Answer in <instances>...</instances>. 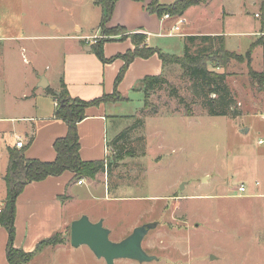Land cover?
<instances>
[{
	"label": "rangeland",
	"instance_id": "374dc122",
	"mask_svg": "<svg viewBox=\"0 0 264 264\" xmlns=\"http://www.w3.org/2000/svg\"><path fill=\"white\" fill-rule=\"evenodd\" d=\"M260 4L261 0H210L191 6L186 12L189 23L182 25L195 33L222 31L225 47L238 55L225 73L240 115H209L195 97L193 116H185L183 105L163 87L148 96L158 113L149 115V108L142 113L143 126L123 134L120 141L127 142L123 150L108 146L109 175L84 178L82 185L72 182L71 196L65 193L61 198L66 217L86 215L97 221L99 216L112 241H119L135 226L157 222L142 240L143 249L157 261L119 258L113 264H264V196L260 195L264 193V143H258L264 139V79L259 89L249 77L252 72L264 76V40L252 33L259 19L261 24L264 21ZM100 15L94 0H0V117H20L7 93L20 94L27 83H38L42 76L53 91L39 88L38 92L53 103L72 37L86 35L89 38L82 44L90 45L109 39L98 27ZM161 40L163 49L182 54L184 37ZM199 46L196 42L191 50ZM180 72L178 65H167L163 74L189 101L190 82ZM139 84L128 100L109 110L118 116L108 118L109 142L141 116L144 93ZM14 124L4 121V134ZM128 148L132 155H125ZM7 161V151H0V204L5 198L2 166ZM240 183L246 186L243 192L237 189ZM64 245L44 248L28 264H106L86 245L72 247L69 237Z\"/></svg>",
	"mask_w": 264,
	"mask_h": 264
},
{
	"label": "crops",
	"instance_id": "0c3cea01",
	"mask_svg": "<svg viewBox=\"0 0 264 264\" xmlns=\"http://www.w3.org/2000/svg\"><path fill=\"white\" fill-rule=\"evenodd\" d=\"M173 1L158 0V3L169 4ZM208 1L210 0L198 5H205ZM148 2L149 0H116L112 15L106 26H122L125 29V35L134 32L143 33L146 35L145 41L148 46L157 47L165 53L170 51L163 49L166 45L161 43L163 42L161 39L175 36L182 38L189 34H221L224 36L220 30L206 32L199 30L195 33L190 29H182L183 24L189 23L186 18V12L191 6L181 15L184 21L178 25L179 32H171L172 26L176 23L175 20L164 18L163 16L159 17L155 13L148 12L145 8ZM260 6V11L264 18V0H261ZM223 13L229 15L225 10ZM260 19L259 27L252 31L254 34H257L260 30ZM79 37H72V49L66 51L63 59L61 79L66 86L68 94L71 97L90 100L103 94L113 93L114 80L123 65V59L115 58L112 61L104 62L92 51L91 42L82 44L88 36L82 35V37ZM113 37L115 39H107L103 42L104 58L108 59L116 54H123L128 49H133L134 45L128 36L123 40H118L119 36ZM164 69H167V67L162 66L161 60L156 54L148 58H135L129 63L122 79L116 86V91L123 99L114 102H102L85 109V117L77 123L79 155L82 160H100L107 156L108 118L110 116L118 117L110 114L109 110L115 107L118 102L128 100L129 93L138 86L137 84L144 76L158 75L164 72ZM33 70L38 73L35 68ZM27 84L26 90L20 94L11 95V92L7 93L13 99L14 107L20 110L21 116L0 117V151H7V146H15L14 141L17 135L21 138L23 146L26 147L24 152L26 157L50 161L55 157L52 143L55 138L65 135L67 126L62 119L53 115L55 99H53V103L49 104L45 97L40 96L38 91L41 87L37 85L38 83L33 81V83L29 82ZM47 87L50 88V84ZM59 89L60 81L57 90H55V95ZM50 90L53 91L52 88ZM4 121L17 122L10 129L9 134H4L5 128L1 125ZM2 168L4 173L6 165L2 166ZM103 174L106 175V173ZM71 177L72 173L70 171H64L60 175L48 176L41 181H34L25 185L15 204V235L13 240L15 248L32 251L40 240L56 231L64 230L72 220L77 218V216H65L64 205L61 200L65 193H67V195L65 194L66 196H71L68 189L71 184L69 183ZM75 184L82 185L83 182H76ZM240 184L245 186L244 183ZM2 187L3 184L0 180V191L3 189ZM260 195L264 196V193ZM99 218L98 216L95 220ZM6 243L7 232L3 227H0V264H8L6 260ZM57 247H65V245L58 244L52 247V250ZM43 251H40L34 259L41 255Z\"/></svg>",
	"mask_w": 264,
	"mask_h": 264
},
{
	"label": "trees",
	"instance_id": "16d2710c",
	"mask_svg": "<svg viewBox=\"0 0 264 264\" xmlns=\"http://www.w3.org/2000/svg\"><path fill=\"white\" fill-rule=\"evenodd\" d=\"M206 1L174 0L169 4H160L158 0H149L145 8L148 12L155 13L159 17H162L165 13H168L170 17H178L183 15L190 6L198 5ZM115 2L116 0H94V4L100 6L102 11L98 27L103 35H110L108 40L115 39L111 35H117L118 33L124 34L125 31L122 26H106L112 15ZM127 36L134 45L133 49H128L123 54H116L108 59L104 58L102 49L103 42L107 38L96 41L91 45L92 51L104 62L112 61L115 58L123 59V65L120 67L114 80L113 93L103 94L100 97L90 100L71 97L67 92L63 80L60 79V89L54 96L57 103L54 107L53 115L66 123L67 130L64 136L55 138L52 143L55 152L53 160L42 161L36 158H28L24 153L25 146L21 148L7 146L8 161L2 177L5 184V198L0 204V227H3L7 232L6 260L8 264H28L44 248L64 244L67 241V237H69L70 224L64 230L56 231L40 240L32 251H24L21 248H15L13 246L16 199L26 184L41 181L48 176L60 175L64 171H70L72 173L69 183L77 182L83 178H93L98 173H106L107 176L109 175L108 166L111 162L108 161V156L100 160L88 161L80 158L77 123L85 117V109L87 107L98 105L102 102H114L123 99L116 91V86L122 79L129 63L135 58H148L156 54L161 60L162 66L178 65L181 69L180 77L190 82L193 95L189 101H186L178 93L176 86L167 79L163 72L158 75L144 76L139 81V89L144 93V104L141 109V116L137 118L138 120L135 124L121 130L112 141H108V146L113 151L123 150L127 145V142L120 141L123 134L129 129L143 126L142 113L147 108L150 110L148 111L149 115L158 113L157 106L148 102V96L157 90H161L163 87H166L169 96L174 97L183 105V115L185 116H193L192 104L195 102V97L201 99V105L209 115L235 117L241 114L234 93L226 81L225 73V69L229 63L234 58H237L238 55L225 47L223 35H185L181 55L165 53L157 47L148 46L145 41L146 35L143 33L134 32L128 35L124 34L117 39L123 40ZM260 39L259 37L258 41H261ZM196 42H200V46L198 49L196 48L197 50L192 51V45ZM252 45L250 48H252ZM249 51L250 49L247 51V55H249ZM220 68L222 69L221 72L217 70ZM249 77L251 85H257L259 89L262 88L263 74L256 75L252 72L249 74ZM46 90L51 91L48 87ZM141 140L143 142V139ZM143 147V144H141V148ZM132 154L130 148L126 149L125 155Z\"/></svg>",
	"mask_w": 264,
	"mask_h": 264
},
{
	"label": "water",
	"instance_id": "95a60500",
	"mask_svg": "<svg viewBox=\"0 0 264 264\" xmlns=\"http://www.w3.org/2000/svg\"><path fill=\"white\" fill-rule=\"evenodd\" d=\"M37 85L46 88L48 82L42 76ZM156 225V221L143 223L135 226L119 241H112L109 238L110 230L103 225L102 219L91 221L86 215H81L70 222L69 244L74 248L86 245L97 258H103L106 264H113L119 258L138 263L157 261L155 255L148 254L142 247L144 236Z\"/></svg>",
	"mask_w": 264,
	"mask_h": 264
},
{
	"label": "built area",
	"instance_id": "2783aa9c",
	"mask_svg": "<svg viewBox=\"0 0 264 264\" xmlns=\"http://www.w3.org/2000/svg\"><path fill=\"white\" fill-rule=\"evenodd\" d=\"M254 16L255 17H257V18H260V14L258 13V12H256V13H254ZM163 17L164 18H169L170 16H169V14L168 13H165L164 15H163ZM184 20L181 18V16H178L177 17V20L175 21L176 23L172 26V28H171V32H174V31H176L177 29H179V27H178V25L180 24V23H182ZM261 28H260V30L257 32V34L260 36V37H262V39L264 40V21L262 22V24H261V26H260ZM96 37V36H95ZM87 38H89V37H87ZM87 38H85V39H87ZM56 101H55V105H56ZM15 141H14V145H15V147H23V142H22V140H21V138L19 137V136H15ZM258 143H264V139H259L258 140ZM82 182V179L81 180H78L77 181V183H81ZM237 189H238V191H240V192H243V191H245V186L243 185V184H240L238 187H237Z\"/></svg>",
	"mask_w": 264,
	"mask_h": 264
}]
</instances>
